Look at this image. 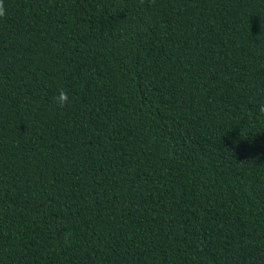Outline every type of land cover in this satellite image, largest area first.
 Returning a JSON list of instances; mask_svg holds the SVG:
<instances>
[{
    "label": "trees",
    "instance_id": "16d2710c",
    "mask_svg": "<svg viewBox=\"0 0 264 264\" xmlns=\"http://www.w3.org/2000/svg\"><path fill=\"white\" fill-rule=\"evenodd\" d=\"M3 4L0 264H264V0Z\"/></svg>",
    "mask_w": 264,
    "mask_h": 264
},
{
    "label": "clouds",
    "instance_id": "9594fccd",
    "mask_svg": "<svg viewBox=\"0 0 264 264\" xmlns=\"http://www.w3.org/2000/svg\"><path fill=\"white\" fill-rule=\"evenodd\" d=\"M143 2V0H141ZM6 15V9L4 8L3 0H0V17ZM55 103L58 107H64L69 102V97L64 90H60L58 94L54 97ZM257 112L260 118H264V104H261L257 108Z\"/></svg>",
    "mask_w": 264,
    "mask_h": 264
}]
</instances>
